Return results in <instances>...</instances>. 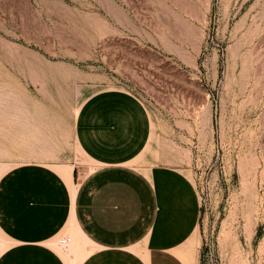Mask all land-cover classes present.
Segmentation results:
<instances>
[{"label": "rangeland", "instance_id": "rangeland-1", "mask_svg": "<svg viewBox=\"0 0 264 264\" xmlns=\"http://www.w3.org/2000/svg\"><path fill=\"white\" fill-rule=\"evenodd\" d=\"M109 88L145 105L151 149L195 185L198 264H264V0H0V175L92 170L75 120ZM75 239L50 245L64 259Z\"/></svg>", "mask_w": 264, "mask_h": 264}, {"label": "crops", "instance_id": "crops-1", "mask_svg": "<svg viewBox=\"0 0 264 264\" xmlns=\"http://www.w3.org/2000/svg\"><path fill=\"white\" fill-rule=\"evenodd\" d=\"M74 135L93 167L79 180L76 166L69 180L37 163L0 175V264H187L184 255L198 264L200 199L151 149L145 105L124 88L97 91L81 105ZM70 227L77 241L63 259L50 242Z\"/></svg>", "mask_w": 264, "mask_h": 264}, {"label": "bare ground", "instance_id": "bare-ground-1", "mask_svg": "<svg viewBox=\"0 0 264 264\" xmlns=\"http://www.w3.org/2000/svg\"><path fill=\"white\" fill-rule=\"evenodd\" d=\"M79 111V110H78ZM77 114H78V112H77ZM72 169H73V165H67V166H63L62 168H61V172L63 173V175H64V177L66 178V179H69L70 180V173H71V171H72ZM184 257H185V260H186V263L187 264H192V262H191V260H190V256L188 257V255H184ZM79 263V262H78ZM77 263V264H78Z\"/></svg>", "mask_w": 264, "mask_h": 264}]
</instances>
